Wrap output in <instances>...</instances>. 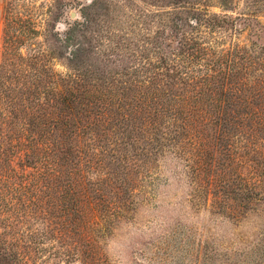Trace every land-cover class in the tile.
Here are the masks:
<instances>
[{
    "label": "rangeland",
    "instance_id": "374dc122",
    "mask_svg": "<svg viewBox=\"0 0 264 264\" xmlns=\"http://www.w3.org/2000/svg\"><path fill=\"white\" fill-rule=\"evenodd\" d=\"M3 3L0 65L10 59L18 62L25 58L27 65L38 62L37 68L25 67L27 74L32 75L43 67L58 78L68 72L67 59L72 58L75 45L85 42L81 24H85V19H95L92 26L95 32L85 37L91 44L82 45L77 61L81 65H99L102 58L122 59L119 72L132 66L127 76H112L108 70L112 66L101 65L100 69L111 83L107 81L105 86L97 88L106 95L122 98L124 106L121 110L124 116L120 114L122 118L114 122L112 129L97 131L99 145L105 146L98 148L104 151L99 154L102 161L96 167L98 177L109 181L123 178L117 182L121 184L117 186L121 191L118 194L122 195L123 190L130 192L122 197L125 200L123 217L114 221L108 232L102 231L100 224L95 235L107 264H264V198L247 201L239 195L253 183H257L259 189L264 188V131L242 120L251 110L260 111L261 115L264 104L258 99L251 101L250 97L247 104L241 105L238 98H233L228 108L232 114L230 123L206 126L192 120L188 125L190 115L199 119L205 109L222 107L223 103L214 102V98L207 100L206 95L191 102L193 92L201 87L202 76L195 78L194 81L199 80L198 85L190 89L181 85V81L167 85L155 76L154 70L159 49L164 57L175 54L183 36L202 42L207 48L205 59L212 54L218 60L221 55L219 59L223 60L224 69L230 59L236 68L237 63L242 64L235 57L242 49L260 58V47H264V8L254 15L255 0H210L208 3L198 0L195 8L225 17L226 22L218 19V25L211 29L201 21L200 29L190 33L187 27L172 30L171 21L183 17L184 11L172 6L170 0H4ZM259 5L264 7V0ZM123 37L135 42L133 57L131 48L126 49L123 44L116 48ZM111 51L113 57L108 55ZM262 69L259 67V73ZM8 76L17 77L13 72H3L0 83L12 87ZM41 76L39 92L51 90L47 76ZM215 88L216 93L221 92V87L216 85ZM239 90H244L239 94L244 95L248 90L247 95L249 92L255 95L257 89L251 81ZM258 94L264 100L263 90ZM94 95L97 97L100 93L94 92ZM154 112L158 113L157 124L152 125L154 130L146 126L145 131L137 134L134 117L150 120ZM36 114L41 116L40 121L47 123L49 120L43 116L52 118L44 111ZM89 123L84 115L79 126L82 128ZM171 127L178 131L179 127L192 128L198 137L193 139L195 147L205 149L207 159L204 155V160L200 157L201 162L206 160L209 164L196 179L191 174L196 159L193 148L173 146L167 140L174 135ZM129 132L135 140L120 144L122 139L129 141ZM157 132L162 133L158 139ZM87 143L88 140H82L81 149L88 150ZM229 157L234 159L233 165L221 166ZM214 159L217 167L213 171ZM222 175L228 182L225 191L230 188L235 193L224 194L222 188L216 187L214 182ZM31 176L34 178L26 194L33 200L27 210L32 212L30 227L38 231L42 239L38 244L42 253L32 256L28 264H80L81 259L74 255L81 243L78 222L72 212L62 210L68 207L61 198L62 188L58 190L54 184L48 188L46 183L39 186L40 177L44 176L42 171ZM88 177L95 180L97 176L91 169ZM219 205L221 208L217 207ZM84 213L82 220L90 227L93 220L85 205ZM84 235L85 240L89 239V230L86 229Z\"/></svg>",
    "mask_w": 264,
    "mask_h": 264
},
{
    "label": "trees",
    "instance_id": "16d2710c",
    "mask_svg": "<svg viewBox=\"0 0 264 264\" xmlns=\"http://www.w3.org/2000/svg\"><path fill=\"white\" fill-rule=\"evenodd\" d=\"M159 1L163 2V0ZM208 1L210 0H201L204 3H208ZM261 1L263 0H255L257 9L253 12L254 15L259 9L264 8L259 5ZM170 2L175 8H182L184 11L183 17H177L175 21H171L172 30L176 31L182 27L183 29L187 27V31L195 33L200 29L201 21H204L202 24L208 25L211 29H215L218 25L216 23L218 19H222V23L226 22L225 17L195 8L199 4L197 3L198 0H170ZM224 6L227 7V5ZM94 23L95 19H85V24H81L82 30L80 32L83 34L85 42L75 45V52H71L72 58L67 59L66 69H68V72L64 75H58V78L49 74L43 67L35 70L32 75L27 74L25 67L37 68L38 62L27 65L25 58H21L18 62L10 59L5 64L0 65V74L13 72L17 75V77L8 76L10 83L13 85L12 87L5 82L0 83V264H28L32 256L42 253L41 249L38 248V244L42 241L40 234L38 231L33 230L29 224L32 212L27 208L33 199H28L26 194L34 178L31 175L40 171L44 176L40 177L39 186L46 183L48 188L53 184L54 186L57 185L58 190L61 187L63 192L61 198L68 203V207H64L62 210L68 214L72 212L76 222H78L77 229L79 230L81 243L80 249L74 255L81 259L80 264H107L95 235L100 229V224L102 225V231L108 232L110 225L123 217L122 207L125 200L123 201L122 197L130 194V192L127 193L126 190H123V194L119 196L118 193L121 191L118 190L120 187L117 186L121 184L117 182L123 181V178L109 181L98 177L96 167L97 164L101 163L102 158L100 155L104 152L98 148L105 146L99 145L97 131L112 129L114 122L122 118L120 114H122L121 110L124 106L122 98L119 99L114 94L106 95L97 88L105 86L107 81L111 83L110 78L105 77V71L100 69L101 65L105 67L112 66V69H108L112 76H127L129 74L128 70L132 66L129 65L123 68L122 73L118 71L122 59L106 60L102 58L99 65L92 63L81 65L77 61V54L83 50L82 45L91 44V41L85 39V37H87V34L90 35L91 32L92 34L95 32L92 30ZM183 38L177 43L175 54L171 55L170 53L171 56L164 57L160 49L156 53L155 76H159L160 79L167 82V85L181 81V85H187L190 89L198 85L199 80L194 81L195 78L202 76V81H199L201 87L193 92L194 95H192V98L190 97L191 102H197V98L198 100L202 99L199 96L206 95L207 100L214 98L212 99L214 102L223 103L222 107L205 109L200 114L199 119L194 118L195 115H190L189 117L192 118L188 120V125L193 123L192 120L209 126L223 125L226 121L230 123L232 114H230L228 108L229 103L234 102L233 98H238L237 100L241 105L247 104V99L250 97H252L251 101L258 99L264 104V100H261L262 97L258 96V91L263 90L264 93V70L262 69L259 73V67L264 68V47H260V58L259 56H251L244 49L237 51L235 57H238L242 64L237 63L236 68L235 63L231 64L232 59H230L226 62V65H229L224 69L223 60L219 59L221 55L217 60L209 53L210 55L205 59L207 48L203 47L199 39L185 38L184 36ZM122 44L126 49H132L135 46V42H130L125 37L121 38L119 43H116V48H121ZM132 52L133 54L130 55L133 57L135 55L134 49H132ZM108 55L113 57L114 52L111 51ZM231 55L233 57V54ZM195 66H198V68H195ZM132 73L135 74L136 71ZM201 73L204 74L200 75ZM41 74H45L49 79L51 90L39 92ZM242 75H246V78ZM251 81L257 89L254 90L255 95L250 92L247 95L248 90L245 91L244 95L239 94V91H244L239 90V87H246L248 82ZM168 82H171V84H168ZM229 84H233V86L228 87ZM216 85L219 88L221 87V92L216 93ZM222 87L225 89L223 90ZM94 92L100 93V95L96 97ZM236 93L239 95H235ZM133 110L136 113L132 107ZM201 110L204 109H196L195 111L199 112ZM42 111L45 115L52 116V118L43 116L49 120L48 123L39 120L41 116L36 113ZM246 114L247 116L242 119L243 121L246 123L251 122L252 126L255 125L264 131V110L261 115L260 111L255 110L248 111ZM84 115L89 118L90 123L81 128L79 126L80 119ZM153 115L150 120L134 117V120L137 119V134L145 131L146 126L152 127L153 123H156L155 117L158 113L154 112ZM122 116L124 115L122 114ZM179 128L180 131L176 127H171L174 135L168 137L167 140L173 146L181 145L183 148L186 146L193 148L192 154L196 159L191 174L196 179L209 164L206 160L201 162V158L203 160L207 159V154L205 149L195 147L193 139L198 137L194 134L192 128ZM151 130H154V128L152 127ZM90 133L93 135L89 139H85ZM160 134L162 133H156L157 139ZM166 135L168 136V133ZM127 137L129 141L122 139L119 143L126 145L131 142L130 140H135L131 132ZM82 140H88V150L81 149L80 142ZM227 160L228 162L221 166L233 165L234 159L229 157ZM211 163L214 171L217 167L215 159ZM91 169L97 176L95 180L88 177ZM115 183L117 184L115 185ZM214 183L217 188L223 189L224 194L236 192L230 188L225 191L228 182L225 181L223 175L221 178L217 177ZM105 184L107 187L102 186ZM239 195L245 197L247 201H260L261 198H264V188L259 189L258 184L253 183L248 185V189L244 190L243 193H239ZM84 205L89 212V217L91 215L93 220L90 222V227H88V222L82 220L83 216L85 218ZM221 206L217 207L221 208ZM86 229L89 230V239L87 240H85L86 236L84 235ZM91 229L93 232L90 231ZM83 247H85L84 250H82ZM82 256L84 257L82 258Z\"/></svg>",
    "mask_w": 264,
    "mask_h": 264
},
{
    "label": "crops",
    "instance_id": "0c3cea01",
    "mask_svg": "<svg viewBox=\"0 0 264 264\" xmlns=\"http://www.w3.org/2000/svg\"><path fill=\"white\" fill-rule=\"evenodd\" d=\"M4 0H0V32L2 30V25H3V18H2V4Z\"/></svg>",
    "mask_w": 264,
    "mask_h": 264
}]
</instances>
